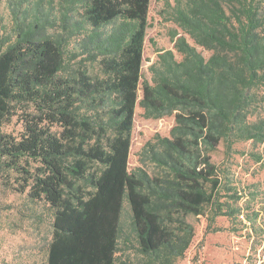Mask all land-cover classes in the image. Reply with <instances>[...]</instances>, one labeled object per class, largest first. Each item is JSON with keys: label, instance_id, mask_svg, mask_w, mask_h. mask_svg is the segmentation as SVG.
<instances>
[{"label": "trees", "instance_id": "16d2710c", "mask_svg": "<svg viewBox=\"0 0 264 264\" xmlns=\"http://www.w3.org/2000/svg\"><path fill=\"white\" fill-rule=\"evenodd\" d=\"M44 2L7 0L0 36V178L50 211L44 264H176L201 217L251 222L230 159L264 144V0H165L173 46L145 78L150 0ZM137 106L173 125L130 167Z\"/></svg>", "mask_w": 264, "mask_h": 264}, {"label": "rangeland", "instance_id": "374dc122", "mask_svg": "<svg viewBox=\"0 0 264 264\" xmlns=\"http://www.w3.org/2000/svg\"><path fill=\"white\" fill-rule=\"evenodd\" d=\"M44 1H52L54 12H58L60 0ZM164 1L150 0L142 71L144 78L148 77V66L156 60L155 51L172 49L173 46L169 36L173 25L165 23L159 16ZM6 2L2 0L0 3V36L11 29ZM56 31L59 32L58 29ZM73 38L70 48L78 55L74 60L77 63L75 67L85 69L92 76L99 75L98 62L78 47ZM172 125L173 116L159 120L146 119L142 109L137 106L131 137L130 167L137 166L136 153L141 147L155 134L168 136ZM20 129L15 120L5 127L6 132L13 133ZM236 149L238 154L230 159L231 173L238 191L243 195L251 194L238 205L248 209L244 213H249L253 222H247L245 214L236 224L225 217H218L211 229L221 231L211 233L206 231L207 222L201 217L196 236L183 259L176 264H264V164L254 163L249 156L250 152L264 154V144L252 146L241 143L236 145ZM16 187L0 178V264H44L46 247L51 240L50 211L42 204L31 203L25 194L15 190ZM245 201H248V205ZM127 253L134 259L132 251Z\"/></svg>", "mask_w": 264, "mask_h": 264}]
</instances>
